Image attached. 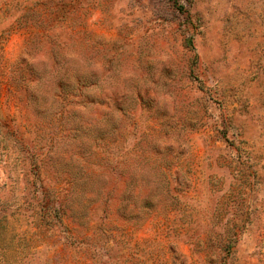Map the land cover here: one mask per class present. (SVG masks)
<instances>
[{"label": "rangeland", "instance_id": "374dc122", "mask_svg": "<svg viewBox=\"0 0 264 264\" xmlns=\"http://www.w3.org/2000/svg\"><path fill=\"white\" fill-rule=\"evenodd\" d=\"M0 264H264V0H0Z\"/></svg>", "mask_w": 264, "mask_h": 264}, {"label": "trees", "instance_id": "16d2710c", "mask_svg": "<svg viewBox=\"0 0 264 264\" xmlns=\"http://www.w3.org/2000/svg\"><path fill=\"white\" fill-rule=\"evenodd\" d=\"M227 255H229V252H225V255H224V258H226L227 257Z\"/></svg>", "mask_w": 264, "mask_h": 264}]
</instances>
